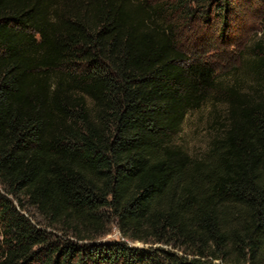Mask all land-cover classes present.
<instances>
[{"label": "trees", "instance_id": "trees-1", "mask_svg": "<svg viewBox=\"0 0 264 264\" xmlns=\"http://www.w3.org/2000/svg\"><path fill=\"white\" fill-rule=\"evenodd\" d=\"M229 1L0 0V264H264V24L205 154L175 141L219 89L172 21Z\"/></svg>", "mask_w": 264, "mask_h": 264}, {"label": "rangeland", "instance_id": "rangeland-1", "mask_svg": "<svg viewBox=\"0 0 264 264\" xmlns=\"http://www.w3.org/2000/svg\"><path fill=\"white\" fill-rule=\"evenodd\" d=\"M172 22L177 27L180 48L192 58L213 63L217 72L219 95L190 110L175 137V141L189 153L201 157L207 151L213 136L225 127L230 101L252 91L256 84L253 60L262 37L264 0H230L227 4L219 2L208 10L204 7V11H197L190 18H176ZM32 214L44 225L36 212L32 211ZM1 230L0 226V232ZM46 230L52 242L57 245L62 243L63 236L60 233ZM2 238L0 235V239ZM121 239L118 226L112 224L107 235L93 242L112 243ZM129 245L145 247L146 244L135 241L129 242ZM157 245L159 244H155ZM44 259L46 260V256Z\"/></svg>", "mask_w": 264, "mask_h": 264}]
</instances>
